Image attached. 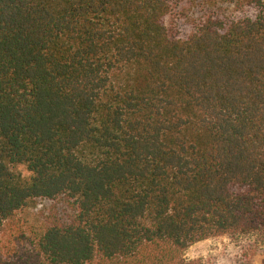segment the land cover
Listing matches in <instances>:
<instances>
[{"label":"trees","instance_id":"obj_1","mask_svg":"<svg viewBox=\"0 0 264 264\" xmlns=\"http://www.w3.org/2000/svg\"><path fill=\"white\" fill-rule=\"evenodd\" d=\"M220 1L0 0V264L264 243V0Z\"/></svg>","mask_w":264,"mask_h":264},{"label":"rangeland","instance_id":"obj_2","mask_svg":"<svg viewBox=\"0 0 264 264\" xmlns=\"http://www.w3.org/2000/svg\"><path fill=\"white\" fill-rule=\"evenodd\" d=\"M188 1V0H184ZM194 4L190 20L197 21L212 13L230 15L233 5L220 0H189ZM53 206L44 205L21 217V227L26 232L35 221L51 216ZM184 260L196 264H264V243L257 233L213 238L192 245Z\"/></svg>","mask_w":264,"mask_h":264}]
</instances>
